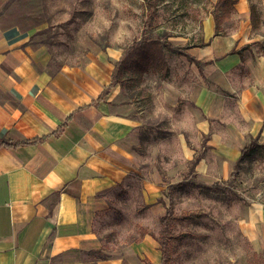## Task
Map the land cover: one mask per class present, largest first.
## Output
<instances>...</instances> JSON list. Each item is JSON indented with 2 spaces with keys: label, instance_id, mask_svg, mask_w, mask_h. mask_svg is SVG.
<instances>
[{
  "label": "rangeland",
  "instance_id": "rangeland-1",
  "mask_svg": "<svg viewBox=\"0 0 264 264\" xmlns=\"http://www.w3.org/2000/svg\"><path fill=\"white\" fill-rule=\"evenodd\" d=\"M218 1L159 0L149 33L144 0H0V27L32 32L49 48L52 71L79 75L98 91L135 43L161 38L173 47L164 48V59L152 53L136 60L106 98L114 107L132 106L135 126L130 195L96 220L107 260L161 264V219L170 210L167 264H264V127L251 135L249 124L239 122L238 89L264 83L257 78L264 77V0H247L255 23L249 41L234 49L242 65L232 75L216 68L219 58L202 63L191 55L208 46L201 23L214 16ZM236 17L231 5L223 6L216 35ZM204 90L221 98L213 114L199 104ZM144 183L141 201L135 190ZM152 186L158 191L149 192Z\"/></svg>",
  "mask_w": 264,
  "mask_h": 264
},
{
  "label": "crops",
  "instance_id": "crops-1",
  "mask_svg": "<svg viewBox=\"0 0 264 264\" xmlns=\"http://www.w3.org/2000/svg\"><path fill=\"white\" fill-rule=\"evenodd\" d=\"M232 1L237 3L223 6L237 12L235 25L216 35L209 15L201 23L208 46L191 52L202 63L221 59L216 68L231 75L242 65L234 49L249 41L255 23L247 0ZM49 55L32 32L18 25L0 27V140L37 141L0 148V264H122L89 253L106 249L96 220L106 217L110 203L127 201L133 187L127 165L134 163L132 106L114 107L106 100L113 88L99 100L114 69L110 84L98 91L95 84H81L79 75L52 71ZM238 89L243 91L239 122L257 135L264 127V83ZM198 100L213 114L221 98L204 90ZM145 185L135 190L141 201ZM157 191V186L149 190Z\"/></svg>",
  "mask_w": 264,
  "mask_h": 264
},
{
  "label": "trees",
  "instance_id": "trees-1",
  "mask_svg": "<svg viewBox=\"0 0 264 264\" xmlns=\"http://www.w3.org/2000/svg\"><path fill=\"white\" fill-rule=\"evenodd\" d=\"M229 1L232 4H236L237 1H230V0H219L215 5V12H214V18L216 21V24L218 22V13L221 7L225 2ZM158 2L159 0H144V3L148 10V20L146 22V31L151 33L155 29V21L157 16V9H158ZM168 47L169 49H173L171 44L162 42L161 38H145L142 42L135 43L131 48H129L121 57L117 65L115 66V69L113 71L112 75V83L111 85L104 90V92L101 94L99 100H103L106 95H108L109 91L117 84H120L121 82V76L124 70L130 68L136 60L141 58L142 56L156 53L157 54V60L164 59V48ZM191 61H195L193 58H189ZM65 125L59 128L58 133H62L65 129ZM37 141H29L26 143H20L16 145H12L4 140H0V148L4 147H17L21 145H34ZM254 146L246 147L242 151V157L250 154ZM171 211L168 210L167 215L164 216L161 219V225H162V234H161V245H162V252H163V258L161 264H167V248H166V240L168 239L170 232H171ZM90 256L100 260L104 261L107 260V256L103 254L102 251H93L89 253ZM151 264V263H149Z\"/></svg>",
  "mask_w": 264,
  "mask_h": 264
}]
</instances>
